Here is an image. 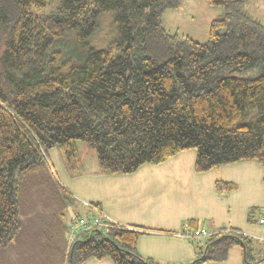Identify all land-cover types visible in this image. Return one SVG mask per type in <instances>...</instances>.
<instances>
[{
    "label": "trees",
    "instance_id": "obj_1",
    "mask_svg": "<svg viewBox=\"0 0 264 264\" xmlns=\"http://www.w3.org/2000/svg\"><path fill=\"white\" fill-rule=\"evenodd\" d=\"M181 1L0 0V249L20 231L17 176L38 149L58 146L72 165L83 141L112 175L186 150L195 151L197 173L245 161L264 167V24L244 10L249 0H207L223 13L197 42L163 27L164 12ZM105 12L115 35L97 48L91 39ZM235 187L215 182L218 192ZM102 229L71 243L70 264H158L138 255L140 230ZM234 246L243 264H264L240 233L211 237L187 264L224 262Z\"/></svg>",
    "mask_w": 264,
    "mask_h": 264
},
{
    "label": "crops",
    "instance_id": "obj_2",
    "mask_svg": "<svg viewBox=\"0 0 264 264\" xmlns=\"http://www.w3.org/2000/svg\"><path fill=\"white\" fill-rule=\"evenodd\" d=\"M191 151L180 152L157 165H142L131 174L82 169L67 178L70 196L83 205L86 215L91 210L84 204L90 203L112 223L140 230L138 255L158 264H187L199 257L202 245L179 235L189 222H193L189 225L192 229H229L248 237L264 234V230L248 223L247 206L241 209L237 200L239 187L230 173L242 167L254 168L256 162L222 165L197 173L193 169L196 154ZM263 178L264 174L262 181ZM217 180L232 182L236 187L231 192H218ZM229 259L202 264H241ZM83 264L112 263L108 259H88Z\"/></svg>",
    "mask_w": 264,
    "mask_h": 264
},
{
    "label": "rangeland",
    "instance_id": "obj_3",
    "mask_svg": "<svg viewBox=\"0 0 264 264\" xmlns=\"http://www.w3.org/2000/svg\"><path fill=\"white\" fill-rule=\"evenodd\" d=\"M244 10L264 24V0H249ZM222 13V8L212 7L207 0H182L177 9L164 12L162 24L170 34L205 42L211 22ZM113 29V13L105 12L100 30L91 39V44L97 48L106 46L115 35ZM75 147L76 157L72 165H69L64 151L58 146L45 151L35 147L38 149V160L17 176L20 231L8 246L0 249V264H70L66 253L71 244L70 225L79 217L87 218L89 214H85L80 202L71 198L67 178L85 168L88 171L99 168L93 148L83 141H76ZM253 164L254 168L242 167L230 173L239 187L237 200H240L241 209L247 206L248 223L264 230V223L259 222L260 216L264 214V167ZM235 195L233 201H236ZM241 209L237 211L239 215ZM242 217L244 220V214ZM93 229L102 228L89 227L79 232L76 239L82 238L83 232L90 234ZM229 231L239 234L234 230ZM250 238L254 251L252 257L256 258L264 253V234L252 235ZM199 250L200 254L202 249ZM228 256L232 262L243 263L240 246H234Z\"/></svg>",
    "mask_w": 264,
    "mask_h": 264
},
{
    "label": "built area",
    "instance_id": "obj_4",
    "mask_svg": "<svg viewBox=\"0 0 264 264\" xmlns=\"http://www.w3.org/2000/svg\"><path fill=\"white\" fill-rule=\"evenodd\" d=\"M85 205L91 210V213L87 218L79 217L76 221L74 220V222L71 223L70 229L72 233L69 240L70 243H72L76 239V235L79 232L83 230H87V228L89 227L100 226L101 228H105L110 224H114L95 205H91V204H85ZM259 222L264 223V214L260 216ZM226 233H230V231L228 229L212 230V229H207L205 227L199 229H192L186 223L184 225V231L179 235L185 238L186 240H189L193 243L203 246L205 242L211 237H214L217 234H226Z\"/></svg>",
    "mask_w": 264,
    "mask_h": 264
},
{
    "label": "bare ground",
    "instance_id": "obj_5",
    "mask_svg": "<svg viewBox=\"0 0 264 264\" xmlns=\"http://www.w3.org/2000/svg\"><path fill=\"white\" fill-rule=\"evenodd\" d=\"M87 217V216H86Z\"/></svg>",
    "mask_w": 264,
    "mask_h": 264
},
{
    "label": "water",
    "instance_id": "obj_6",
    "mask_svg": "<svg viewBox=\"0 0 264 264\" xmlns=\"http://www.w3.org/2000/svg\"><path fill=\"white\" fill-rule=\"evenodd\" d=\"M98 231V230H97Z\"/></svg>",
    "mask_w": 264,
    "mask_h": 264
}]
</instances>
